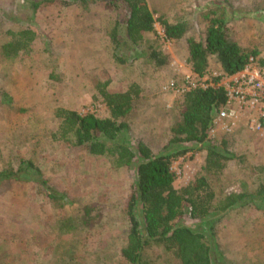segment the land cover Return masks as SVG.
Returning <instances> with one entry per match:
<instances>
[{
	"label": "rangeland",
	"instance_id": "obj_1",
	"mask_svg": "<svg viewBox=\"0 0 264 264\" xmlns=\"http://www.w3.org/2000/svg\"><path fill=\"white\" fill-rule=\"evenodd\" d=\"M35 1L40 0H0V44L19 29L36 33L29 50L10 59L0 55V173L17 170L20 176L0 181V264H119L129 229L125 206L131 171L53 140L55 110L106 117L94 80L108 81L114 91L136 83L140 101L130 118V135L156 149L166 140L180 89L212 85L220 69L213 63L206 74H192L182 41L165 40L158 22L155 34L146 39L169 55L168 65L154 69L144 58L132 59L130 52L121 63L109 39L115 14L103 1L55 0L33 10ZM146 1L155 15L163 14L170 23L185 21L192 32L203 27L202 15L209 9L225 7L232 13L230 26L241 44L261 47L264 56V0ZM219 83L228 84L226 78ZM260 110L264 112V106L237 105L235 117L214 121L211 141L225 139L236 155L221 173L208 176L216 195L253 192L264 182V126L257 127ZM204 157V150L189 152L173 162L177 189L201 173ZM22 161L36 166L64 201L47 198L35 182V169H18ZM87 207L89 224L82 225ZM59 215L75 219L78 228L58 233ZM214 230L216 255L225 264H264V211L252 205L232 209ZM143 257L149 264L174 262L153 244L143 250Z\"/></svg>",
	"mask_w": 264,
	"mask_h": 264
},
{
	"label": "trees",
	"instance_id": "obj_2",
	"mask_svg": "<svg viewBox=\"0 0 264 264\" xmlns=\"http://www.w3.org/2000/svg\"><path fill=\"white\" fill-rule=\"evenodd\" d=\"M54 1H35L32 9ZM80 1L84 3L85 0ZM101 1L115 14L109 39L117 61L123 63L122 56L130 52L132 59L144 58L154 69L166 67L169 55L156 42L146 39L147 34H155L158 22L165 40L182 41L186 63L195 75L206 74L213 63L218 65L220 73L212 78V85L193 87L181 93L166 140L156 149L130 135V118L140 101V87L136 83L123 91H114L108 88V81L94 80L95 95L102 100L108 116L82 115L59 107L54 113L57 123L51 136L67 147L82 149L91 156L106 157L113 168L131 171L132 184L125 206L129 229L126 244L120 250L122 262L119 264H149L143 257V250L150 244L160 246L171 255L174 262L167 264H225L222 257L216 255L215 224L235 208L252 205L264 211V182L253 192L241 190L216 195L208 176L221 173L236 155L225 139L212 142L209 136L216 114L228 101L227 90L219 82L244 70L250 63L264 72L262 48L241 44L230 26L232 13L225 7L209 9L202 15L203 27L192 32L185 21L170 23L163 14L155 15L146 0ZM35 37L36 33L28 28L11 32L0 44V55L10 59L29 50ZM202 150L205 157L201 173L177 189L173 162L189 152ZM30 168L35 169V182L47 198L63 202L65 196L48 187L36 166L22 161L18 167L19 170ZM18 178L17 170L0 173V181ZM90 213L91 209L85 208L82 225L89 224ZM59 216L58 233L68 234L78 228L72 217Z\"/></svg>",
	"mask_w": 264,
	"mask_h": 264
},
{
	"label": "built area",
	"instance_id": "obj_3",
	"mask_svg": "<svg viewBox=\"0 0 264 264\" xmlns=\"http://www.w3.org/2000/svg\"><path fill=\"white\" fill-rule=\"evenodd\" d=\"M191 73L194 74L192 71ZM240 73H242V75L239 78L230 81L227 80L228 84L225 87L228 96L227 103L230 99L235 100L239 107L244 106L250 109L255 108L257 105L264 106V76L262 72H260L253 63H250L244 70L240 71ZM193 87H197V85H189L185 88H181L180 91L183 93ZM259 114L260 117L257 127H262L264 126V112L260 110ZM232 116H234V112L225 107L216 114L214 121L216 119L230 118Z\"/></svg>",
	"mask_w": 264,
	"mask_h": 264
},
{
	"label": "crops",
	"instance_id": "obj_4",
	"mask_svg": "<svg viewBox=\"0 0 264 264\" xmlns=\"http://www.w3.org/2000/svg\"><path fill=\"white\" fill-rule=\"evenodd\" d=\"M242 75V73H236V74H234L233 76H230V77H228V78H226L228 81H230V80H234L235 78H239L240 76ZM236 101L234 100H230L229 99V102L227 103V105H226V109H230V110H232L233 112H234V116H232V117H235V113H236V106H237V103H235ZM232 103H234V105L232 104ZM232 104V105H231ZM236 105V106H235Z\"/></svg>",
	"mask_w": 264,
	"mask_h": 264
}]
</instances>
